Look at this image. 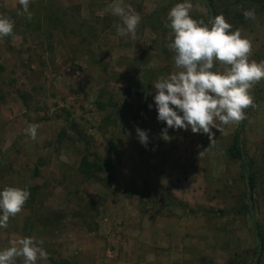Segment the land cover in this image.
<instances>
[{"label": "rangeland", "instance_id": "rangeland-1", "mask_svg": "<svg viewBox=\"0 0 264 264\" xmlns=\"http://www.w3.org/2000/svg\"><path fill=\"white\" fill-rule=\"evenodd\" d=\"M178 2L123 0L140 23L134 37H119L111 0H29L31 19L20 0H0V16L14 23L0 38V188L30 192L0 228V249L31 236L48 254L37 264H255L257 255L264 264V79L250 89L243 126L162 137L152 84L175 71L166 24ZM191 2L190 15L209 23L206 1ZM213 3L215 16L251 39L249 59L264 61V0ZM29 123L39 126L34 139ZM239 130L257 173L253 193L228 155ZM85 155L102 166L91 179L79 170Z\"/></svg>", "mask_w": 264, "mask_h": 264}, {"label": "clouds", "instance_id": "clouds-1", "mask_svg": "<svg viewBox=\"0 0 264 264\" xmlns=\"http://www.w3.org/2000/svg\"><path fill=\"white\" fill-rule=\"evenodd\" d=\"M28 4L29 0H20L22 13L31 19ZM192 7L191 0H182L167 13L166 27L173 35L166 47L174 53L175 71L160 76L152 84L157 120L165 124L162 137H168L170 128L207 134L210 138L212 129L244 119V109L252 104L250 89L264 79V61L249 59L251 39L242 36L240 29L233 30L222 14L209 23L194 19L190 15ZM108 8L121 21L116 25V35L134 37L140 15L124 6L123 0H111ZM243 15L245 19H255L254 10ZM13 28L11 19L0 16V38L12 35ZM216 64H222L224 70L213 71ZM38 127L29 123L25 133L34 139ZM136 135L142 145L147 144L146 131L137 128ZM29 196L27 188H0V228L22 211ZM10 245L0 249V264H15L18 257H23V264L47 259L42 241L31 236L10 241Z\"/></svg>", "mask_w": 264, "mask_h": 264}, {"label": "trees", "instance_id": "trees-1", "mask_svg": "<svg viewBox=\"0 0 264 264\" xmlns=\"http://www.w3.org/2000/svg\"><path fill=\"white\" fill-rule=\"evenodd\" d=\"M256 1H259V0H256ZM260 1H263V0H260ZM209 4L214 7V3H213V0H208ZM214 10V8H213ZM263 10H264V5H263ZM214 13H215V10H214ZM245 113V112H244ZM246 119V115H245V118L241 120L242 122V126H243V123ZM72 129L73 131L76 133V137L78 138L77 141L79 143H81L85 148H86V151H90V146H91V142H90V139L89 137L84 134L83 132L79 131L78 130V127L76 125V123H72ZM241 134H242V131L239 130L235 135H234V139H233V142L232 144L230 145L229 149H228V155L231 159L235 160V161H239L241 164H242V167L244 168L245 172L247 173V180H248V183H249V187H250V190H251V193H253L255 187H256V176H257V173H255L253 170H252V166H253V163L252 162H247V157H246V154H245V151L243 149V145H242V139H241ZM102 166L101 164L98 162V161H93V160H90L88 156H84L80 162V166H79V170L81 172V174H83L84 176H86L87 178L91 179L93 178L92 176V172L95 171V172H99L101 170ZM249 199L252 200V195L249 196ZM248 209V207H247ZM249 212H250V208L248 209ZM206 212V211H205ZM206 213H210L212 215H215L217 213H214V212H206ZM221 214H224V212H220ZM190 214L192 215H196L198 214V212H195V211H190ZM254 215L251 214V217H253ZM254 223V226H255V222L253 221ZM256 236L257 238H261V233L260 232H256ZM258 248H259V243H258ZM261 248V247H260ZM259 255H257V260H259L260 262V258H258Z\"/></svg>", "mask_w": 264, "mask_h": 264}, {"label": "water", "instance_id": "water-1", "mask_svg": "<svg viewBox=\"0 0 264 264\" xmlns=\"http://www.w3.org/2000/svg\"><path fill=\"white\" fill-rule=\"evenodd\" d=\"M205 1H206V5L208 6L209 13H210V19H212L215 16L213 7L209 4L208 0H205ZM257 263H258V260H256L255 264Z\"/></svg>", "mask_w": 264, "mask_h": 264}]
</instances>
